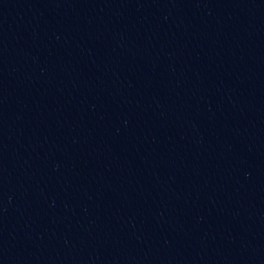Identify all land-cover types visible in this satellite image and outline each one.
<instances>
[{"label": "water", "instance_id": "water-1", "mask_svg": "<svg viewBox=\"0 0 264 264\" xmlns=\"http://www.w3.org/2000/svg\"><path fill=\"white\" fill-rule=\"evenodd\" d=\"M0 264H264V0H0Z\"/></svg>", "mask_w": 264, "mask_h": 264}]
</instances>
